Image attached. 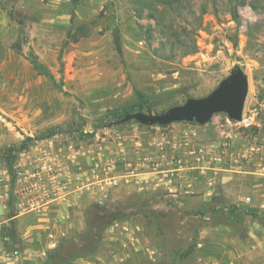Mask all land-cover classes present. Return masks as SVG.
Returning a JSON list of instances; mask_svg holds the SVG:
<instances>
[{"label": "rangeland", "instance_id": "374dc122", "mask_svg": "<svg viewBox=\"0 0 264 264\" xmlns=\"http://www.w3.org/2000/svg\"><path fill=\"white\" fill-rule=\"evenodd\" d=\"M152 1L0 0V243L19 264H264V175L230 155L264 137V0ZM236 65L247 122L117 123Z\"/></svg>", "mask_w": 264, "mask_h": 264}, {"label": "water", "instance_id": "95a60500", "mask_svg": "<svg viewBox=\"0 0 264 264\" xmlns=\"http://www.w3.org/2000/svg\"><path fill=\"white\" fill-rule=\"evenodd\" d=\"M249 77L236 65L212 92L200 98H189L185 103L170 107L161 113L136 111L127 113L117 123L132 120L144 125H168L173 122H198L205 124L217 114L224 112L231 119H243L245 103L249 93Z\"/></svg>", "mask_w": 264, "mask_h": 264}, {"label": "built area", "instance_id": "2783aa9c", "mask_svg": "<svg viewBox=\"0 0 264 264\" xmlns=\"http://www.w3.org/2000/svg\"><path fill=\"white\" fill-rule=\"evenodd\" d=\"M241 122H247L243 115ZM231 157L237 162L238 166L241 163H248L249 167H256V173L264 175V137H255L248 144H243L239 148V152H231ZM0 257H6L13 264H19V250L14 249L9 251L6 246L0 243Z\"/></svg>", "mask_w": 264, "mask_h": 264}, {"label": "trees", "instance_id": "16d2710c", "mask_svg": "<svg viewBox=\"0 0 264 264\" xmlns=\"http://www.w3.org/2000/svg\"><path fill=\"white\" fill-rule=\"evenodd\" d=\"M135 3L134 6L138 7L139 9H142V8H151V6L153 5L152 0H131ZM157 1H160V0H157ZM162 2H170L169 0H162ZM143 107H140V106H137V105H132L130 108H127L128 112H136V111H143ZM148 112L149 113H152L151 111V108L148 109ZM57 131L55 128H52V129H48L44 134H41L37 137H31V136H28L26 137V139H24L21 143L19 144H13L11 145L8 149H7V153L9 155H15V152H22V149H25L26 146L25 144L27 143V141H32V140H35V139H43V138H47V137H51L53 136L54 134H56ZM14 150V151H13ZM14 153V154H12Z\"/></svg>", "mask_w": 264, "mask_h": 264}]
</instances>
